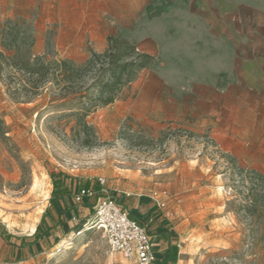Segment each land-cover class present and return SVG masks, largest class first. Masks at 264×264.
<instances>
[{
    "label": "rangeland",
    "instance_id": "obj_1",
    "mask_svg": "<svg viewBox=\"0 0 264 264\" xmlns=\"http://www.w3.org/2000/svg\"><path fill=\"white\" fill-rule=\"evenodd\" d=\"M99 18L87 0H0V220L30 231L60 173L93 184L96 204L126 200L131 215L135 206L149 235L162 224L152 238L169 251L162 264H264L263 96L237 88L234 102L207 101L202 88L163 85L151 65L109 106L60 99L53 79L37 86L31 69L81 67L108 50ZM154 191L166 194L164 208ZM94 206L69 236L21 264H130L90 223Z\"/></svg>",
    "mask_w": 264,
    "mask_h": 264
},
{
    "label": "crops",
    "instance_id": "obj_2",
    "mask_svg": "<svg viewBox=\"0 0 264 264\" xmlns=\"http://www.w3.org/2000/svg\"><path fill=\"white\" fill-rule=\"evenodd\" d=\"M87 1L98 8L100 37L136 43L154 57L151 67L163 85L186 91L199 87L212 97L207 101L221 96L228 102L237 100L231 97L241 88L264 101V0ZM82 188L93 184L54 173L48 204L30 231L13 232L0 220V264L32 260L69 236L90 213L87 206L95 204V213V198L75 202ZM120 204L129 206L126 200ZM137 210L134 206L130 215L139 221ZM161 229L151 238L160 237ZM154 247V264H162L169 251L161 239Z\"/></svg>",
    "mask_w": 264,
    "mask_h": 264
},
{
    "label": "trees",
    "instance_id": "obj_3",
    "mask_svg": "<svg viewBox=\"0 0 264 264\" xmlns=\"http://www.w3.org/2000/svg\"><path fill=\"white\" fill-rule=\"evenodd\" d=\"M110 43L104 53L93 52L84 66L79 67L70 61H62L54 65L42 64L38 69L30 71L37 74V86L53 79L61 87V92L64 91L60 99L72 96L73 100L87 97L85 105L88 109L99 105L109 106L116 101L121 87L131 82L137 71L154 61L153 56L140 51L134 42L112 37ZM89 82L90 85L85 88ZM84 127L86 130H92L87 123ZM260 179L264 182L263 177ZM262 205L264 206V203Z\"/></svg>",
    "mask_w": 264,
    "mask_h": 264
},
{
    "label": "built area",
    "instance_id": "obj_4",
    "mask_svg": "<svg viewBox=\"0 0 264 264\" xmlns=\"http://www.w3.org/2000/svg\"><path fill=\"white\" fill-rule=\"evenodd\" d=\"M98 181L100 186H105L106 181L103 178H99ZM101 191L106 192L104 188ZM95 196L96 192L93 189L82 188L74 195V199L77 204H83ZM151 199L160 209L166 206L165 193L154 191ZM90 223L105 233L109 250L112 253L121 254L130 264H154L156 262L154 245L146 227L110 196L99 198Z\"/></svg>",
    "mask_w": 264,
    "mask_h": 264
}]
</instances>
